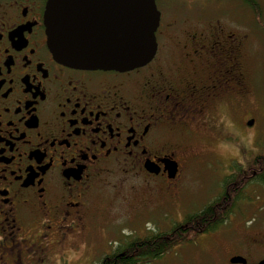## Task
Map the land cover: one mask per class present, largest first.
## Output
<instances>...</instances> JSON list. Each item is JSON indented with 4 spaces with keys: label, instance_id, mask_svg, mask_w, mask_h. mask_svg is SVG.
Wrapping results in <instances>:
<instances>
[{
    "label": "flooded vegetation",
    "instance_id": "flooded-vegetation-1",
    "mask_svg": "<svg viewBox=\"0 0 264 264\" xmlns=\"http://www.w3.org/2000/svg\"><path fill=\"white\" fill-rule=\"evenodd\" d=\"M223 1L155 0V55L116 71L55 59L48 0H0V264H264V149L214 184L183 180L250 87L255 10L234 0L232 21ZM159 234L187 236L150 259L137 241Z\"/></svg>",
    "mask_w": 264,
    "mask_h": 264
},
{
    "label": "water",
    "instance_id": "water-1",
    "mask_svg": "<svg viewBox=\"0 0 264 264\" xmlns=\"http://www.w3.org/2000/svg\"><path fill=\"white\" fill-rule=\"evenodd\" d=\"M160 12L155 0H48V44L74 68L128 71L156 53ZM173 177L177 166L172 164Z\"/></svg>",
    "mask_w": 264,
    "mask_h": 264
},
{
    "label": "rangeland",
    "instance_id": "rangeland-1",
    "mask_svg": "<svg viewBox=\"0 0 264 264\" xmlns=\"http://www.w3.org/2000/svg\"><path fill=\"white\" fill-rule=\"evenodd\" d=\"M259 5L261 15L258 16L249 7L241 8L243 19L245 21L246 31L251 33L253 55H250L248 62L250 87L246 91L245 101L242 105L226 107L225 121L229 125L228 132L218 142V154L215 156L204 154L198 156L192 161L185 171L183 180L186 181L185 185L190 186V182H197V185L214 184L220 180L221 177L230 171L229 163L234 158L239 157L242 153L258 154L264 149V0H255ZM231 10L227 14L229 20H235L239 15V6L234 0H224ZM168 7L171 3L168 2ZM234 17V18H233ZM255 27V29H254ZM254 48V49H253ZM237 156V157H236ZM169 189H164L168 191ZM200 190L205 191L204 188ZM122 195L127 196L128 199L134 200L137 196L132 195L129 190H121ZM120 192V193H121ZM264 192V191H263ZM105 194L112 195V189L106 188ZM201 195V194H198ZM164 197L160 195L155 196L154 201H164ZM124 203L117 202L115 207H124ZM140 222L145 227L150 226L145 223L146 217H141ZM139 223L138 221H134ZM264 224V220H262ZM131 225L122 227L117 234H127L130 232ZM112 232L108 235L110 245H116V234Z\"/></svg>",
    "mask_w": 264,
    "mask_h": 264
},
{
    "label": "trees",
    "instance_id": "trees-1",
    "mask_svg": "<svg viewBox=\"0 0 264 264\" xmlns=\"http://www.w3.org/2000/svg\"><path fill=\"white\" fill-rule=\"evenodd\" d=\"M246 2L251 3V5L254 7L255 13H257L258 16L261 15L259 5L256 3L255 0H246ZM204 215H205V212H203L202 214H199V217L204 216ZM191 222H192V217H189V218L185 219L183 224H181V225H184V224L186 225V224H189ZM170 236L171 235H167V234L150 235V236H148V238H146L148 240V242H146L145 240H139V241H137V244H143V243L147 244L148 243V245H149V258L152 259L156 256H159L161 253H163L165 250H167L173 244V242H175L177 240L183 241L187 235L186 236L185 235L176 236V237H174V239L171 242H168V240L166 238H168ZM154 245H156L157 247L155 250H152V247ZM133 246H134V244H133Z\"/></svg>",
    "mask_w": 264,
    "mask_h": 264
}]
</instances>
